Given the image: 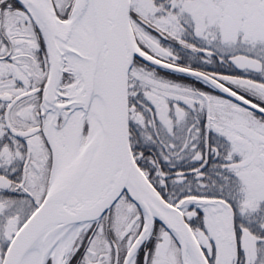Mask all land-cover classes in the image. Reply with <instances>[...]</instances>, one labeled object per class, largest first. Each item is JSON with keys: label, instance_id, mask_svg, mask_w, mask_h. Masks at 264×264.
I'll return each mask as SVG.
<instances>
[{"label": "snow or ice", "instance_id": "1", "mask_svg": "<svg viewBox=\"0 0 264 264\" xmlns=\"http://www.w3.org/2000/svg\"><path fill=\"white\" fill-rule=\"evenodd\" d=\"M0 264H264V0H0Z\"/></svg>", "mask_w": 264, "mask_h": 264}]
</instances>
